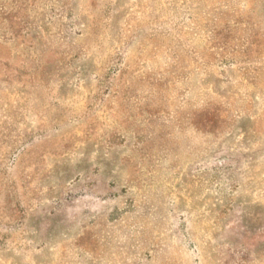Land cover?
Wrapping results in <instances>:
<instances>
[{"label":"rangeland","instance_id":"1","mask_svg":"<svg viewBox=\"0 0 264 264\" xmlns=\"http://www.w3.org/2000/svg\"><path fill=\"white\" fill-rule=\"evenodd\" d=\"M0 264H264V0H0Z\"/></svg>","mask_w":264,"mask_h":264}]
</instances>
